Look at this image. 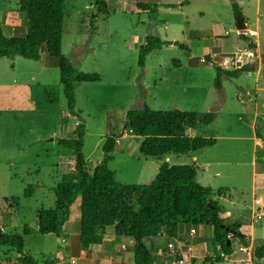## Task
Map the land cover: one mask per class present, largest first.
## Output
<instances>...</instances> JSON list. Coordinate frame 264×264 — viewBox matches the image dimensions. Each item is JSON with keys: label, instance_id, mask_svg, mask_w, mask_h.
Returning <instances> with one entry per match:
<instances>
[{"label": "rangeland", "instance_id": "1", "mask_svg": "<svg viewBox=\"0 0 264 264\" xmlns=\"http://www.w3.org/2000/svg\"><path fill=\"white\" fill-rule=\"evenodd\" d=\"M137 2L148 9L138 8ZM233 3L241 17L234 15ZM105 4L106 10L100 11L96 0L64 2L61 51L79 71L99 76V81L76 85V116L67 112L57 61L44 49L38 61L20 56L0 58V227L5 233L22 234L27 225L23 251L37 264H109L93 260L90 251H80L78 220L65 226L58 237L39 234L35 222L36 210L53 207L54 187L62 174L73 170V151L62 148L58 139L74 137L81 118L82 152L89 173L103 157L108 137L114 140L108 168L121 183L151 180L161 163L193 165L197 181L208 188L209 197L231 213L230 218L240 219L246 226L239 227L246 244L227 235L233 248H245L239 250L242 254L237 262L264 264V257L253 256L254 248L264 244V178L256 175L264 165V142L262 147L256 145L250 122L255 120L256 106L258 121L264 122V90L256 91L253 74L246 72L232 77L221 74L215 84V66L234 70L255 65L256 51L250 47L255 42L264 51V0H105ZM239 20L245 23L247 40L239 36ZM0 26L6 36L26 33L19 0H0ZM246 28L257 30L258 36ZM148 35L172 44L149 52L141 67L139 46ZM249 50L252 59L247 58ZM139 99L154 110L194 111L197 118L214 112L212 123L199 122L192 132L196 137L215 138L216 144L159 159L141 154L142 138L130 133L125 117ZM254 129L264 137L257 122ZM29 184L35 187L25 195ZM225 187L230 190L227 199H219L217 193ZM253 190L263 198L262 204L261 200L254 202ZM78 204L77 199L71 206V219ZM202 219L179 220L171 227L172 235L162 229L159 236L164 245L167 241L173 245L158 247V253L152 255L154 264H237L220 247L215 251L212 236L191 240L193 253L202 256L198 260L182 257L176 246L183 245L180 237L188 240L190 228L191 232L197 230L195 237L199 235L197 223L213 232L207 217ZM108 232L116 250L129 244L128 237L114 236L112 226ZM105 253L101 259L108 258ZM205 257H219L220 261L204 262ZM0 264L21 262L14 249L0 247Z\"/></svg>", "mask_w": 264, "mask_h": 264}, {"label": "trees", "instance_id": "2", "mask_svg": "<svg viewBox=\"0 0 264 264\" xmlns=\"http://www.w3.org/2000/svg\"><path fill=\"white\" fill-rule=\"evenodd\" d=\"M64 2L65 0H19V11L25 14L26 33L6 36L0 26V58L20 56L38 61L41 50L44 49L49 57L57 61L58 80L67 112L76 116V85L99 81V76L79 71L61 51ZM96 4L100 11L106 10L105 0H96ZM136 5L145 11L148 9L142 2H137ZM232 9L236 17H241L235 3L232 4ZM239 36L244 40L248 39L243 31H239ZM170 44L171 41L160 40L157 36H146L144 44L139 46L138 65L144 66L145 57L152 50ZM175 44L183 46L181 43ZM261 58L264 60V52ZM254 69L255 65H243L231 71L215 66V84H218L221 74L232 77ZM125 117L130 133L142 138L139 152L147 157L159 159L170 153L185 155L211 147L216 142L212 137L186 135V129L195 128L199 122L211 123L216 117L212 111L197 118L194 111L177 108L154 110L139 99L137 104L126 110ZM79 121L74 129V137L58 139L62 148L73 151L74 167L71 172L63 173L54 187L56 198L53 207L36 210L35 222L39 234L58 237L68 220L72 204L78 199L80 246L90 249L102 243L108 227L112 226L114 235L132 238V264H154V258L144 240L155 237L164 228L172 235L171 227L179 220L195 217H207L213 227L214 245H219L223 254L230 255L233 250L228 234L238 237L241 244H246L239 232L240 222H226L221 207L216 201L209 199V190L197 181L193 165L161 163L151 180L140 184L121 183L108 168L114 147L113 138L108 137L102 148L103 157L89 173L82 152L84 123L81 118ZM255 134L261 137L258 130H255ZM34 187L33 184L27 185L24 194L30 195ZM28 234L27 225L23 226L22 234L5 233L0 227V247L14 249L21 264H37L31 255L23 251L24 236ZM253 256L256 259L264 257V244L254 248ZM211 261L218 262L220 258H204V262Z\"/></svg>", "mask_w": 264, "mask_h": 264}, {"label": "crops", "instance_id": "3", "mask_svg": "<svg viewBox=\"0 0 264 264\" xmlns=\"http://www.w3.org/2000/svg\"><path fill=\"white\" fill-rule=\"evenodd\" d=\"M242 22V21H241ZM243 24V23H242ZM245 24V23H244ZM243 24V25H244ZM244 27H246V26H244ZM238 28V27H237ZM247 29V28H246ZM247 30H249V31H251L252 29H247ZM239 31H243V30H239ZM252 32H254V31H252ZM243 33H245L244 31H243ZM254 33H256V36H258V31L256 30V32H254ZM246 35V34H245ZM255 42V41H254ZM256 43V45L254 46V47H251V49L253 50V51H256V63H255V69L253 70V71H246V73L249 75V74H253V77H254V81H255V83H256V91H261V90H264V60L261 58V55L263 54V52L262 51H260L259 49H258V45H257V42H255ZM212 64V63H211ZM241 67V66H240ZM240 67H238V68H240ZM237 68V69H238ZM225 70V69H224ZM229 71H231V70H229ZM262 101V104H264V100H261ZM256 103H257V101H256ZM259 115H260V113H259V111H258V108H257V106H256V112L254 113V119L255 120H251L250 122H251V126H252V138L254 139V141H255V143H256V145H259L260 147H262V145H263V142H264V137L262 138V137H257V135L255 134V130H258V129H254V122H257L261 127H262V129H263V132H264V122H262V121H258L259 120ZM212 123V122H211ZM210 124V123H209ZM205 125H207V124H205ZM197 126V125H196ZM193 131V129H191V128H189V129H186V135H188V136H195L194 135V132H192ZM262 138V139H261ZM215 144H216V142H215ZM214 144V145H215ZM213 145V146H214ZM212 147V146H211ZM263 162H264V160H263ZM258 165V163H256V166ZM262 167H260L259 169H260V171L261 172H259V171H256V175L258 174V173H260L259 174V176L260 177H262V178H264V168H263V164L261 165ZM205 167H207V166H205ZM257 169V168H256ZM204 171H207V168L204 170ZM197 174V173H196ZM254 174H255V172H254ZM217 175V174H216ZM198 176V175H197ZM146 182V181H145ZM201 185V184H200ZM203 186V185H202ZM205 187V186H204ZM205 188H207V187H205ZM208 189V188H207ZM222 189V191H221V193H217V197L219 198V199H223V200H226L227 198H225L226 197V195H227V193H229V189L228 188H221ZM253 200H254V202H256V204L257 203H259V201L261 200V204H262V202H263V198L261 197V196H255V192H254V190H253ZM209 195H210V192H209ZM209 195H208V197H209ZM229 197V196H228ZM209 199L210 200H214V201H216V199H211L210 197H209ZM217 202V201H216ZM217 204L219 205V203L217 202ZM220 206V205H219ZM221 207V206H220ZM221 209H222V211H223V214H224V217H225V220H226V222L227 223H231V222H233V221H239L240 222V228L241 229H243L244 227H246L245 225H244V223H242V221L240 220V219H234V218H230L229 216L231 215V213H229L228 211H225L222 207H221ZM79 213H80V211H79V204H78V210L76 211V212H74V217L71 219V215H72V213H71V208H70V213H69V217H68V220L65 222V224L62 226V228H61V231H60V236L61 235H63V228H65V226H67L68 224H70V223H72V226L73 225H75V223L77 222V220L79 221ZM199 224V225H198ZM202 225H204V224H202V223H197V227H198V229H199V235L198 236H196L195 237V235L197 234V230H194V232H193V229H192V232H191V228H190V232H189V234H186L187 236H189L188 237V240H185L184 239V237H180L179 238V240H182V241H184V242H186L185 244H184V242H183V245L182 244H179L178 245V247L176 246V249L179 251V252H181L180 254L182 255V257L185 259H187V258H195V260H198L200 257H202L201 255L200 256H198V255H196L195 253H193V250H194V246H193V244H192V239H195V238H197V240H201V239H206V238H211V236H212V231H205V230H203L202 229ZM252 226V225H251ZM1 228H2V230H3V232H4V229H3V227L1 226ZM79 232V231H78ZM192 233V234H191ZM79 233H77V235H78ZM109 234V232H108V229H107V234L105 235V237H104V239L102 240V243H100V244H98V245H94V246H92L90 249H83V248H81V252H84V251H90V254H91V256H93V260H96V259H98L99 258V261H102V260H105V261H108L109 262V264H132V260H133V255H132V251H131V247H132V245H133V240H132V238H130V237H128L129 238V244L128 245H121L120 247H121V249L120 250H116L113 246H112V244L110 243V241L112 240V236L113 235H108ZM158 235V236H157ZM155 237H153V238H150V240H148V239H145L144 240V243H145V245H146V247H147V249L150 251V253L153 255V256H155L157 253H158V249L160 248V246L162 245V246H165V247H168V244H171V247H172V245H173V243L172 242H169V241H167L166 242V244L164 245V242H162L163 240H162V236H159V233L157 234ZM192 235V236H191ZM109 236V237H108ZM114 236H116V235H114ZM207 236H209V237H207ZM111 237V238H110ZM117 238L119 237V236H116ZM191 237H193V238H191ZM63 240V239H62ZM113 241V240H112ZM159 247V248H158ZM214 247H215V251L217 252L218 250H219V246L218 245H214ZM126 248H128L127 250H125ZM169 248V247H168ZM181 248V249H180ZM241 248H243V247H240L239 248V250L241 249ZM170 249H172V248H170ZM245 249V248H244ZM239 250H236L235 248H233V250H232V253L230 254V255H227V258H231L233 261H234V263H237V264H239L237 261L241 258V254H242V252H240ZM105 252H107V254H109V256H108V258H103V259H101L103 256H104V254H106Z\"/></svg>", "mask_w": 264, "mask_h": 264}, {"label": "built area", "instance_id": "4", "mask_svg": "<svg viewBox=\"0 0 264 264\" xmlns=\"http://www.w3.org/2000/svg\"><path fill=\"white\" fill-rule=\"evenodd\" d=\"M251 34H253V32L252 31H249ZM247 58H251L252 59V57H253V52H252V50H249L248 52H247ZM168 246L169 247H171V244H168ZM241 250H245L244 248H241Z\"/></svg>", "mask_w": 264, "mask_h": 264}, {"label": "water", "instance_id": "5", "mask_svg": "<svg viewBox=\"0 0 264 264\" xmlns=\"http://www.w3.org/2000/svg\"><path fill=\"white\" fill-rule=\"evenodd\" d=\"M237 27H238L239 30H243L244 29V25L242 24L241 20L238 21ZM221 226L223 227V225H221ZM224 230L227 231L226 228Z\"/></svg>", "mask_w": 264, "mask_h": 264}, {"label": "bare ground", "instance_id": "6", "mask_svg": "<svg viewBox=\"0 0 264 264\" xmlns=\"http://www.w3.org/2000/svg\"><path fill=\"white\" fill-rule=\"evenodd\" d=\"M251 31H252V30H251ZM254 32H255V31H254ZM254 32H253V34H256V33H254Z\"/></svg>", "mask_w": 264, "mask_h": 264}]
</instances>
